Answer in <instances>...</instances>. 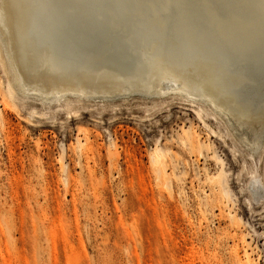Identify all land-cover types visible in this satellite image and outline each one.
Returning a JSON list of instances; mask_svg holds the SVG:
<instances>
[{"label":"rangeland","instance_id":"rangeland-1","mask_svg":"<svg viewBox=\"0 0 264 264\" xmlns=\"http://www.w3.org/2000/svg\"><path fill=\"white\" fill-rule=\"evenodd\" d=\"M73 1L77 17L113 16L124 29L143 14L127 4L215 6L221 15L190 20L197 36L206 16L234 18L264 55V0ZM220 39L208 47L241 48ZM257 59L234 93L262 113ZM233 134L176 94L18 98L0 66V264H264V150Z\"/></svg>","mask_w":264,"mask_h":264},{"label":"bare ground","instance_id":"bare-ground-1","mask_svg":"<svg viewBox=\"0 0 264 264\" xmlns=\"http://www.w3.org/2000/svg\"><path fill=\"white\" fill-rule=\"evenodd\" d=\"M123 8L143 11L142 16L137 12L128 17L135 19V27H119L113 16L79 18L73 0L69 5L60 0H0V66L10 94L50 102L176 94L208 107L252 150H264V112L244 107L234 93V86L247 80L244 71L257 58L264 59L250 39L249 25L229 17L209 18L221 15L220 10L191 2ZM203 15L209 21L203 29L207 32L197 36L190 20L194 17L196 22ZM135 34L142 43L135 44ZM220 37L240 43V50L208 47L211 38Z\"/></svg>","mask_w":264,"mask_h":264}]
</instances>
